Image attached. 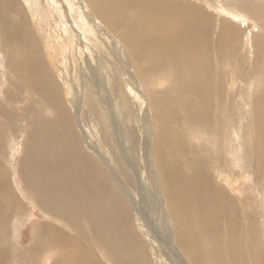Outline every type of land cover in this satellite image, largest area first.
I'll use <instances>...</instances> for the list:
<instances>
[{
	"label": "rangeland",
	"instance_id": "1",
	"mask_svg": "<svg viewBox=\"0 0 264 264\" xmlns=\"http://www.w3.org/2000/svg\"><path fill=\"white\" fill-rule=\"evenodd\" d=\"M18 1L28 17L27 24L28 21L30 23L28 32H33L36 37L39 52L34 57L37 64L41 62L50 73L49 78H54L59 83L62 100L73 115V122L84 148L106 169L111 184H115L113 176L121 180V189L115 186L118 194L115 195L119 198L117 202L123 204L124 209L131 210L135 227L141 233L140 241L154 264H213L210 259L197 262L196 257L203 247L213 255L209 246L213 244L216 235L213 231L212 236L207 233L202 241L191 243L197 249V253L191 258L170 238V211L162 196L154 161V150L161 145L169 146L179 160L174 164L183 167L181 176L184 179L192 175L209 176L212 178L213 189L224 192L230 203L238 204L236 216H228L224 221L230 227L226 229L221 226L220 230L231 233L234 230L235 236L245 244L243 247H247L249 240L253 243L252 259L242 261L244 257L241 256L240 263L248 264L252 261V264H257L258 261L264 264V105L258 104L260 101L264 102V62H259L258 74L257 69L252 66L260 51L257 43L264 40V0H185L198 5L205 12L208 11L215 18L217 31L220 23H233L232 29L237 36L235 44L240 47L231 52V48L226 45L217 51L202 53L197 44L193 48H187V42H184V47H178L179 55L172 51L171 61L160 53V50L168 49L167 43L155 41L147 45L141 44V47H145L142 50L133 41L123 37L121 32L128 31L124 26L126 22L119 20L115 23L120 31L117 36L111 31V25V28H106L94 15L93 9L84 10L79 0H65L66 3L57 2L58 0ZM171 2L177 4L176 0ZM223 9L231 11V14ZM8 16L9 22L13 23L12 15ZM237 16L243 20H239ZM28 32L24 35H28ZM168 37L170 40L175 39L173 34ZM0 45L3 46L0 47V106L9 109L13 116L12 125L5 119L3 121L0 116V129H9L1 135L5 145L3 148L0 145V174L8 178L9 187L15 194L14 206L17 207L12 212L14 215L9 213L11 207L9 210L7 207L0 210L10 214L6 217L0 215V220H3L0 224V264H55L51 255L41 257L36 254L41 225L51 222L73 236L75 233L68 226L65 228V223H61L58 208L52 203L50 205L53 211L50 214L43 208L40 203L42 192L37 193V187L25 178L28 133L41 124L51 122L55 113L39 99L40 94L31 91L28 85L23 87L22 81L11 83L12 76L6 62L8 54L5 53V37L0 36ZM112 46L118 49L115 50ZM174 48L177 50V46ZM19 53V50L14 52V60L17 61L19 57L26 60V52L21 53L22 55ZM237 53L240 58L243 57L245 66L241 67V63L237 62ZM15 55L16 58L20 55L17 60ZM218 57L223 59L222 63ZM19 66L22 69L26 67L24 60ZM177 69L181 75H175ZM133 80L144 82L138 84ZM198 81H201L200 84ZM173 82L184 84L188 106L186 116L171 114L172 110L186 113L183 104H180L179 109L176 107L178 102L169 87ZM144 85L158 89L152 96L168 107L162 122L167 127L155 141L153 133L158 127L162 128V120L158 121L159 117L154 109L152 113L149 112L154 105L152 98L144 100L145 96L135 89V86L141 88ZM198 94H206L209 98L211 113L207 127L193 123L195 113L201 111V105H205L200 104L203 99H196ZM9 96L12 100L8 99ZM124 96L128 99L127 102ZM34 105L37 106L35 113L29 114V109ZM75 105H79L77 110ZM260 109L263 110L259 111ZM146 117L149 119L147 124L139 121ZM255 118L260 121L258 124ZM6 124L9 125L7 128ZM145 125L148 126L147 133L144 131ZM256 126L261 129L259 134L255 132ZM105 130L112 133L111 143H103L102 133ZM83 134H86L90 142L86 141ZM257 139V145L253 146L252 141ZM261 147L262 150H258ZM97 150L105 155V159ZM257 152H261V157ZM210 194L211 190L205 188L199 201L206 210H212L214 214L223 217L222 207L204 202ZM4 199L8 198L3 196L1 201ZM136 208L145 226L136 219ZM244 216L246 218L243 220ZM248 219L249 225L253 224L258 232L248 234L242 230ZM220 238L216 243L220 257L228 256L233 260L232 256L237 255V248L225 246ZM93 245L90 251H98Z\"/></svg>",
	"mask_w": 264,
	"mask_h": 264
},
{
	"label": "bare ground",
	"instance_id": "2",
	"mask_svg": "<svg viewBox=\"0 0 264 264\" xmlns=\"http://www.w3.org/2000/svg\"><path fill=\"white\" fill-rule=\"evenodd\" d=\"M52 1L56 2L57 0ZM64 1L65 0H58L57 2L64 3ZM79 1H81L84 6V10L92 8L94 15L105 24L106 28L112 27L111 31L117 36H119L120 31L119 27L115 26V23L119 20L126 22L124 26L128 28V31L125 30L121 33H123V37L133 41L137 47H141V44L147 45L155 41L167 43L168 49H162L160 53L169 61L173 58L170 56L172 51L178 54V47H184L186 45L184 42H187V48H193V45L197 44L196 46L201 49L202 53H206L208 50L217 51L220 47L226 45L231 48V52L240 47L235 44L237 36L234 35L235 30L232 29L233 23L230 24L228 21L227 25L220 23L219 30L217 31L215 18L211 17V15L207 13L208 11L205 12L201 7L189 1L176 0L177 4H172L171 0ZM183 4H185V6ZM155 6H157L156 9H154ZM159 8H161V10ZM225 10L226 9H223V11ZM226 11L229 13L231 12L229 10ZM68 13L69 12H67V14ZM8 15H12L11 20H13V23L9 22ZM241 18H239V20H243ZM27 19L28 17L25 15L24 9L21 7L18 0H0V36L6 39L5 53L8 54L6 62L12 76L11 83L15 81L21 83L22 81L24 83L23 87L28 85L31 91L40 94L39 99L43 101L44 105H46L49 110L55 113V117L51 122L41 124L31 129V131L29 130L30 132L28 133L26 141L25 178L37 187L35 190L37 193L40 191L42 192L40 195V203L43 205V208L48 213L52 212V205H50V203H52L54 207L58 208V215L60 216L59 220L61 223H65V228L68 226L69 229L75 233V236H73L71 233L51 222L43 223L40 227L39 246L36 254H40L41 257L51 255L54 258V262H56L55 264H154V261L150 258V255L147 250L143 248V244L140 241L141 233L139 228L135 227L131 210L129 208L124 209L123 204L118 203L119 198L115 195V190L116 188L122 187V184H120L121 180L117 178V176H113L115 184H111L110 177L106 174V169L103 168L102 165H99L98 160L91 152L84 148V143L78 136L75 128L73 115L66 108L62 100V90L59 83L54 78H49L50 73L41 62L37 64L34 55L36 56L39 52V48L35 41V34L33 32H28L30 31L28 27L30 23L28 21L27 24ZM105 21H108V23ZM166 30H168L169 33ZM26 32H28V35H24ZM170 34L175 35V39L173 38L174 40L169 39L168 35ZM214 35L216 36L214 37ZM2 43L3 46H5L4 40ZM3 46L0 45V47ZM176 46L177 50L174 48ZM113 47L115 50L118 49L115 46H112V48ZM257 48L260 51L252 65L257 69L256 74L260 73L258 69L259 62H264V40L257 43ZM17 49L20 52L19 54L26 52L27 55L26 60L25 58L23 59L26 65L23 69L19 66L23 64V60L19 57L20 55L18 56L21 60L20 62L19 59L17 60L18 57L16 58V55L15 58L17 61H15L13 57L14 52L18 51ZM141 49L144 50L145 47H141ZM220 52L223 53L222 50ZM237 56V62L241 63V67L245 66L243 57L240 58L239 53H237ZM218 58L222 63L223 59L221 57ZM199 62L201 63V61ZM146 73L151 76L148 71ZM179 74L181 75V73H178L177 69L175 75L178 76ZM133 81L138 84L144 82V80ZM200 82L201 81H198V84H200ZM212 82L215 83V81ZM104 84L107 86L106 83ZM17 86L19 87V85ZM109 87L108 85L107 88ZM169 87L173 90L175 100L178 102L176 106L177 109H179L180 104H183V108L186 111V113L183 114L179 110L175 112L172 110L171 114L174 116H186L188 106L185 101L186 90L184 84L173 82L169 84ZM19 89L18 91H20ZM135 89L141 95L143 94L145 96L143 97L144 100H150L152 98L154 105L152 107L149 106L151 107L149 112L152 113L154 109V111H156V116L159 117L158 121L162 120L160 125L162 128L158 127V130L153 133V141H155L156 137L164 133V128L167 127L162 123L166 117V111L168 109L167 104L157 102L152 96L153 92L158 91V89L153 86L150 88L146 85L141 88L135 86ZM28 93L29 92H27V94ZM125 96L124 100L127 102L128 99ZM146 97H148V99H146ZM205 97L206 94H198L196 96L197 100L203 99L200 104L205 105H201V111L195 113L193 120L194 124L202 127H207L211 113L209 98ZM19 98L20 97H18V99ZM8 99L12 100L10 96ZM258 104L264 105V102L260 101ZM35 105L31 108L28 107L30 108L29 114L35 113V109L37 108ZM77 107L79 108V105L74 106L75 110H77ZM255 109H253V111ZM262 110L263 109H260L259 111ZM0 116L3 118V121L5 119L12 125L13 116L9 113V109L0 106ZM147 117L145 119L140 118L139 121L147 124L149 122ZM79 122L78 120V123ZM259 122V120L256 121V124ZM6 126L8 127L9 125L6 124L5 127ZM145 128L144 131L147 133L148 126L145 125ZM7 131H9L8 128L6 130L0 129L1 148L5 145L1 138L2 132L7 133ZM255 132L259 134L261 132L260 127L258 128L256 126ZM102 134L103 143H111V131L105 130ZM83 136L86 138L87 142H90L86 134H83ZM258 140L259 139H257V141H252L253 146L257 145ZM249 143L251 142L249 141ZM89 147L92 148L90 145ZM262 147L258 150H262ZM154 151V161L159 175L158 178L162 196L169 208V218L172 221V229L169 235L174 243L178 244L184 253L191 258L194 253H197L196 247L191 243H198L205 238L207 233L209 236H212V232L215 231L217 238L215 235L213 244L209 246V248L213 250V255L211 256L208 250L203 247L198 252V256L196 257L197 262L210 259L213 261V264H241L242 262L240 263L239 260L241 256L244 257L242 261L251 260L253 243H251L250 240L247 247H243L245 244L239 240L240 238L237 237V235L235 236L234 230L233 233L228 230H220L221 226H224L226 229L230 227L227 226L224 221L228 216H236L237 209L239 208L238 204L230 203L226 199L227 195L224 192L216 188V190L213 189L212 178L209 176L192 175L184 179L183 176H181L183 167L174 164L179 160L175 158L169 146L166 147L161 145L159 148L156 147ZM97 152L105 159V155L101 154L98 150ZM257 155L261 157V152H257ZM101 160L105 162L103 159ZM192 161L197 163V161ZM105 164L106 163H104V165ZM189 170L192 171L191 168H189ZM0 181H3L0 184V210L4 207H7V210H9L11 207L9 213L15 212L17 209V207L14 206L15 194L9 187V180L7 177L1 175ZM205 188L210 189L211 194L205 198L204 202L213 204L216 207H222L224 209L223 217L214 214L212 210H206L205 206L199 201L202 191ZM3 196H6L8 199H4L2 202L1 199ZM199 205H201V207H199ZM162 206H164V204H162ZM231 213L232 215H230ZM0 215L6 217L10 214L2 210ZM135 216L139 224L142 223L145 226L137 208ZM245 218L244 216L243 220ZM249 221L248 219L246 221L248 223H244L245 225L243 224L244 228L242 227V230L248 234L251 232H258L255 230L253 224L249 225ZM2 223L3 220L1 219L0 224ZM165 227L167 226L165 225ZM147 228L148 227H146V229ZM148 231L150 232V230ZM223 235L226 237L222 238ZM168 237L167 235L166 239H168ZM219 238L225 246L231 249L234 247L237 248V255L232 256L233 260L228 256L220 257V251L216 246ZM92 245L96 246L98 251L95 252L93 249L90 251ZM5 249L7 251L6 246ZM1 255L0 253V256ZM236 260L237 262L234 263ZM259 263L260 262L257 261V264ZM248 264H252V261L248 262ZM260 264H262V262Z\"/></svg>",
	"mask_w": 264,
	"mask_h": 264
}]
</instances>
